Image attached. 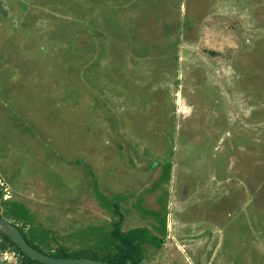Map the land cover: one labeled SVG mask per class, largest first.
<instances>
[{
    "label": "rangeland",
    "instance_id": "374dc122",
    "mask_svg": "<svg viewBox=\"0 0 264 264\" xmlns=\"http://www.w3.org/2000/svg\"><path fill=\"white\" fill-rule=\"evenodd\" d=\"M0 215L44 252L120 219L141 264H264V0H0Z\"/></svg>",
    "mask_w": 264,
    "mask_h": 264
},
{
    "label": "trees",
    "instance_id": "16d2710c",
    "mask_svg": "<svg viewBox=\"0 0 264 264\" xmlns=\"http://www.w3.org/2000/svg\"><path fill=\"white\" fill-rule=\"evenodd\" d=\"M117 209V208H116ZM115 209V210H116ZM9 212L14 216L24 218L26 215L25 207L18 203L13 202L12 206L9 208ZM157 213V212H156ZM162 222L161 231H163L164 227V218L157 217ZM17 226V225H16ZM27 242L39 249L31 239L26 237L25 233L22 231V228L17 226ZM110 234L114 239L112 244L114 245V249L112 252H107L102 256H99L96 252H92L91 254L84 255L82 251L68 252L66 247L62 244L58 245L55 251L45 252L54 256H89L93 258H98L105 261H110L113 263H131V264H141V244L143 242L151 243L153 246L159 245V237L155 233H149L144 228H134L124 233L120 230V219L113 221V228L110 230ZM2 237L6 240L13 248H15L19 254L22 255L24 260L39 262L41 264H45L39 260L33 259L26 255L22 250L6 235L2 232ZM0 247L4 248L5 243L0 242ZM40 250V249H39ZM42 251V250H41ZM44 252V251H43Z\"/></svg>",
    "mask_w": 264,
    "mask_h": 264
},
{
    "label": "water",
    "instance_id": "95a60500",
    "mask_svg": "<svg viewBox=\"0 0 264 264\" xmlns=\"http://www.w3.org/2000/svg\"><path fill=\"white\" fill-rule=\"evenodd\" d=\"M0 230L29 257L45 264H131L113 263L89 256H54L45 253L27 242L19 228L13 222L0 215Z\"/></svg>",
    "mask_w": 264,
    "mask_h": 264
}]
</instances>
